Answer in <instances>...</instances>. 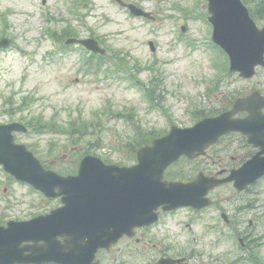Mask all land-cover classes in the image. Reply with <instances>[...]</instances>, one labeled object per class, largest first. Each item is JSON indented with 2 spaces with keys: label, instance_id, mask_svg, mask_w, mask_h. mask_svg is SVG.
<instances>
[{
  "label": "rangeland",
  "instance_id": "rangeland-1",
  "mask_svg": "<svg viewBox=\"0 0 264 264\" xmlns=\"http://www.w3.org/2000/svg\"><path fill=\"white\" fill-rule=\"evenodd\" d=\"M122 1L152 12L155 20L130 16L116 0H0V41H9L0 49V123L29 126L20 142L63 172L84 150L119 160L117 149L136 135L192 126L199 115L228 109L233 96L264 92L263 70L241 79L212 49L207 0ZM248 1L264 27L260 0ZM70 31L79 38L92 35L107 57L90 58L79 46L57 50L52 42ZM214 196L236 221L233 228L222 221L217 204L198 213L177 211L163 216L155 227L161 229L143 244L120 243L104 264H150L166 246L173 255H187L190 264H264V181L238 201L229 187ZM53 206L43 198V213ZM240 232L248 236L247 249Z\"/></svg>",
  "mask_w": 264,
  "mask_h": 264
},
{
  "label": "water",
  "instance_id": "water-1",
  "mask_svg": "<svg viewBox=\"0 0 264 264\" xmlns=\"http://www.w3.org/2000/svg\"><path fill=\"white\" fill-rule=\"evenodd\" d=\"M134 16H145L134 5H126ZM209 21L213 26V41L230 58V70L240 77L250 78L255 68H264V29L259 30L250 19L241 0H208ZM94 52L103 50L93 40H70ZM3 40L0 47L7 46ZM264 98L253 93L237 100L230 112L216 118H206L191 129L172 128L163 138L136 153L138 164L133 168L105 167L93 157H85L75 177H61L45 171L25 146L13 142L15 125L0 126V164L19 181L29 183L49 198L62 196L64 206L50 215L0 232V257H18L23 240H42V262L58 264L92 263L96 251L109 248L123 234L131 235L133 227L148 226L156 221L155 211L180 207L201 209L209 204L207 193L223 182L199 176L189 184L164 182V170L180 156L193 158L228 132L246 134L256 147L264 150V119L261 109ZM248 112L244 120L233 119L238 112ZM264 174V158L260 163L248 162L232 178L238 190ZM57 190V192H55ZM85 212V214H84ZM38 232L37 239L34 233ZM21 236H27L23 238ZM64 239L63 243L56 240ZM70 251V255H69ZM6 258H1L3 260ZM164 260L162 264H173ZM13 262L0 261V264Z\"/></svg>",
  "mask_w": 264,
  "mask_h": 264
},
{
  "label": "flooded vegetation",
  "instance_id": "flooded-vegetation-1",
  "mask_svg": "<svg viewBox=\"0 0 264 264\" xmlns=\"http://www.w3.org/2000/svg\"><path fill=\"white\" fill-rule=\"evenodd\" d=\"M264 114V110H263ZM240 118H244L245 115H240ZM12 121L2 122L4 124H8ZM18 122V121H17ZM170 129V128H169ZM145 135H136L133 143L129 148H120L117 149V155L121 157L119 160L109 159L105 155H101L99 157L105 164H116L118 166H132L136 164V156L135 151L140 147L149 145L150 142L158 137H161L167 133V131L163 134H155L151 132H144ZM15 141L20 138V135L17 133L14 134ZM262 158H264V150L256 147L253 142L244 134L240 132H232L220 137L217 142L210 146L203 156L197 157L193 160H189L186 158H180L176 163L169 166L165 173L164 179L167 181H180V182H190L194 180L200 173L204 174L208 177H215L218 179H224L231 175L232 173L240 170L247 162L254 160V162L260 163ZM114 160V161H113ZM80 161V157L76 156L75 158L70 160V171L69 175H73L76 173L78 164ZM44 163V162H43ZM45 164V163H44ZM182 164H186L183 169L179 170V166ZM1 174L5 177V181H0V226L7 227L10 222H25L36 217L43 215L42 212V201L43 196L41 193L33 190L30 186L17 182L9 175L5 174L0 167ZM264 181V177L258 179L254 184L246 187L242 192H237L233 188V183H226L218 186L216 189L211 191L210 206H214L217 204V211H221L219 203H216L215 193L222 188L229 187L234 191L235 195L238 196L233 197L232 199L238 201L242 199L243 196L246 195L253 187H256L260 183ZM33 195V196H32ZM32 196V199H31ZM214 196V197H213ZM220 199H223L222 197ZM59 203V201H58ZM209 206V207H210ZM238 208H235V211ZM186 210L191 213H198L201 211H196L190 208L179 209L173 212L163 213L161 210L158 212V221L152 226L139 228L135 230V235L132 238L123 236L117 245L110 248L108 251H99L96 255V258L100 262V264H104L106 262V255L110 254L115 247H117L120 243L124 241H133L137 244H143L145 236L148 234L149 236L153 235V231L156 230V226L159 224L163 216L169 215L171 213ZM204 210V209H203ZM229 214L222 210L220 213L222 221L230 227H234L236 221L230 219ZM251 223V222H250ZM191 224H186L185 228L190 229ZM218 231V230H217ZM153 232V233H152ZM183 232L181 230L178 232L181 235ZM241 233V232H240ZM242 234V233H241ZM155 235V233H154ZM243 235V234H242ZM244 238H240L239 242L242 248L247 249L249 247V240L247 235H243ZM32 243L24 244L31 245ZM150 244H147L149 246ZM158 245H154V248H157ZM248 251V250H247ZM161 259H171L175 262L174 264H190V258L183 253H177L173 255V253L168 250V246L164 249L163 253H159L158 256L154 257L149 263L150 264H159V260Z\"/></svg>",
  "mask_w": 264,
  "mask_h": 264
},
{
  "label": "trees",
  "instance_id": "trees-1",
  "mask_svg": "<svg viewBox=\"0 0 264 264\" xmlns=\"http://www.w3.org/2000/svg\"><path fill=\"white\" fill-rule=\"evenodd\" d=\"M260 3V2H259ZM261 6L264 8V1H261ZM254 13V11H252ZM73 138V137H72Z\"/></svg>",
  "mask_w": 264,
  "mask_h": 264
}]
</instances>
